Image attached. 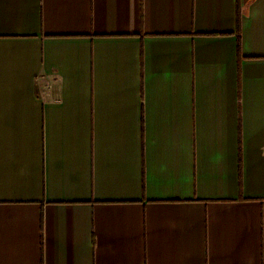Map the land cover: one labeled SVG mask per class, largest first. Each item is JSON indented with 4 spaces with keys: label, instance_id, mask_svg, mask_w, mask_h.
Returning <instances> with one entry per match:
<instances>
[{
    "label": "crops",
    "instance_id": "1",
    "mask_svg": "<svg viewBox=\"0 0 264 264\" xmlns=\"http://www.w3.org/2000/svg\"><path fill=\"white\" fill-rule=\"evenodd\" d=\"M0 264H264V0H0Z\"/></svg>",
    "mask_w": 264,
    "mask_h": 264
}]
</instances>
